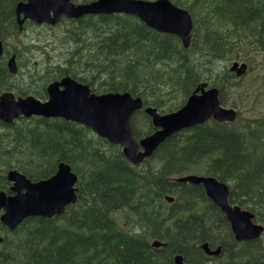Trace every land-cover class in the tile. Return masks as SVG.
<instances>
[{"label": "trees", "instance_id": "trees-1", "mask_svg": "<svg viewBox=\"0 0 264 264\" xmlns=\"http://www.w3.org/2000/svg\"><path fill=\"white\" fill-rule=\"evenodd\" d=\"M21 1L0 0V93L46 99L47 85L70 75L96 93L129 92L166 113L184 105L202 82L218 86L227 105L229 91L239 86L228 64L243 60L250 70L261 56L264 65V0H171L192 16L188 46L125 13L20 26ZM14 54L17 74L7 65ZM0 125L6 127L0 188H6L3 174L10 167L39 180L64 161L78 174V200L62 214L29 217L14 231L0 222V264H174L177 253L186 264H264V233L236 240L204 187L178 180L216 177L229 185L233 204L264 224V114L239 112L236 122L210 119L181 130L139 165L120 145L72 120L32 116ZM131 125L138 138L155 131L144 109ZM167 195L175 199L168 202ZM155 239L165 244L154 246ZM205 242L220 246V254L207 255Z\"/></svg>", "mask_w": 264, "mask_h": 264}, {"label": "water", "instance_id": "water-1", "mask_svg": "<svg viewBox=\"0 0 264 264\" xmlns=\"http://www.w3.org/2000/svg\"><path fill=\"white\" fill-rule=\"evenodd\" d=\"M127 13L139 17L148 26L179 36L188 46L193 30V19L183 7L171 0H94L74 3L72 0H23L16 8L20 25L25 20L35 23L56 24L62 16L80 18L87 14ZM4 43L0 40V57L4 55ZM11 73L18 71L16 55L8 59ZM237 76L244 75L248 63L234 60L229 68ZM48 98L41 100L34 95L16 96L11 91L0 94V120L10 123L20 116L62 117L81 123L111 144L122 146L123 153L133 164H140L153 155L155 150L170 136L180 130L204 123L213 118L217 121H236L238 112L233 107L221 104L220 90L201 83L178 110L160 113L154 106L145 107L157 128L153 133L137 138L131 125L132 115L144 107L142 97L129 92H92L89 84L67 75L50 82ZM14 183V195L0 191V216L2 223L14 230L29 216L53 217L64 212L67 205L78 200V174L62 161L57 171L49 178L32 181L17 170L8 172ZM201 184L208 197L225 213L238 241L259 238L264 225L254 221V213L232 204L229 185L214 176L188 174L178 178ZM173 201V197H168ZM3 237L0 236V245ZM160 246L159 241L154 242ZM202 248L209 255H218L221 247L212 249L208 242ZM174 264H186L182 254H176Z\"/></svg>", "mask_w": 264, "mask_h": 264}, {"label": "rangeland", "instance_id": "rangeland-1", "mask_svg": "<svg viewBox=\"0 0 264 264\" xmlns=\"http://www.w3.org/2000/svg\"><path fill=\"white\" fill-rule=\"evenodd\" d=\"M72 47L73 45L69 43L68 48L71 49ZM262 61V57L259 56L253 64V68H251L246 75L240 78L236 77V80L239 81V86L237 85L233 91H229V103L227 106L236 108L246 117H256L264 114V65L261 64ZM230 64H228V68ZM30 67L31 69H35L33 65H30ZM27 68H29V66L25 67L24 70ZM23 126H26V124ZM142 126L143 125L139 123V127L142 128ZM5 132L6 127L0 125V134ZM2 143L5 144L4 141L0 140V147L4 148V146L1 145ZM3 159L4 161L11 160L9 158ZM15 160L16 158L14 162Z\"/></svg>", "mask_w": 264, "mask_h": 264}, {"label": "flooded vegetation", "instance_id": "flooded-vegetation-1", "mask_svg": "<svg viewBox=\"0 0 264 264\" xmlns=\"http://www.w3.org/2000/svg\"><path fill=\"white\" fill-rule=\"evenodd\" d=\"M6 91V90H5ZM4 92V91H3ZM2 92V93H3ZM1 93V94H2ZM17 96H21V95H17ZM39 98V97H38ZM40 99H42V98H40ZM43 100V99H42ZM11 169H18V168H14V167H10V168H8V170H7V172L5 173V174H3L4 175V177H5V185H6V188H0V191H5L6 192V194L7 195H13V194H15V192L12 190V186H13V182L8 178V172L11 170ZM19 170V169H18ZM21 171V170H20ZM22 172V171H21ZM25 174V173H24Z\"/></svg>", "mask_w": 264, "mask_h": 264}, {"label": "bare ground", "instance_id": "bare-ground-1", "mask_svg": "<svg viewBox=\"0 0 264 264\" xmlns=\"http://www.w3.org/2000/svg\"><path fill=\"white\" fill-rule=\"evenodd\" d=\"M16 73H18V72H16ZM16 73H12V74H16ZM6 91H11V90H6ZM6 91H4V92H6ZM11 92H13V91H11ZM13 93H14V92H13ZM14 94H15V93H14ZM21 96H23V95H21ZM23 97H24V96H23ZM37 98H38V97H37ZM39 99H40V98H39ZM41 100H42V99H41ZM132 116H133V115H132ZM11 170H17L18 172H20V173L24 174L23 172H21V171H20V170H18V169H11ZM11 170H10V171H11ZM24 175H25V174H24ZM28 178H29V177H28ZM29 179H30V178H29ZM30 180H32V179H30ZM39 180H40V179H39ZM32 181H38V180H32ZM168 197H173V198L175 199V197H174V196L167 195V197H166V198H167V201H168V202H170V201H169V199H168ZM156 241H159V240H156V239H155V240H153V241H152V244H154V242H156ZM159 242H160L162 245H164V244H165V242H164V243H163V242H161V241H159ZM154 246H155V245H154ZM177 254H179V253H177ZM180 254H182V253H180ZM182 255H183V254H182ZM183 256H184V255H183ZM174 257H175V256H174ZM174 263H175V262H174ZM185 263H186V262H185Z\"/></svg>", "mask_w": 264, "mask_h": 264}]
</instances>
